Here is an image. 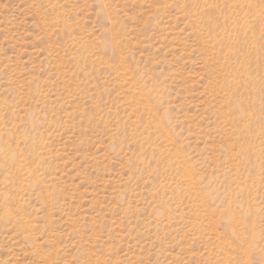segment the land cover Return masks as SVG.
<instances>
[{
    "label": "rangeland",
    "instance_id": "1",
    "mask_svg": "<svg viewBox=\"0 0 264 264\" xmlns=\"http://www.w3.org/2000/svg\"><path fill=\"white\" fill-rule=\"evenodd\" d=\"M0 264H264V0H0Z\"/></svg>",
    "mask_w": 264,
    "mask_h": 264
}]
</instances>
